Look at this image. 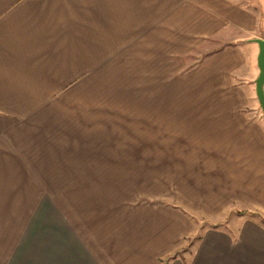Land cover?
I'll use <instances>...</instances> for the list:
<instances>
[{
  "label": "crops",
  "instance_id": "crops-1",
  "mask_svg": "<svg viewBox=\"0 0 264 264\" xmlns=\"http://www.w3.org/2000/svg\"><path fill=\"white\" fill-rule=\"evenodd\" d=\"M262 8L254 0H0V195L13 190L0 196L8 206L0 264H264V227L237 213L264 217L253 42L264 40ZM200 44L211 47L184 74L170 64ZM97 70L123 78L116 86L125 96L103 90L98 105L81 106V84L94 83ZM94 109L110 136H97ZM100 139L114 147L97 152ZM49 148L70 158L55 171L73 180L29 186L17 228L16 174L49 171ZM193 214L213 225L197 227Z\"/></svg>",
  "mask_w": 264,
  "mask_h": 264
},
{
  "label": "rangeland",
  "instance_id": "rangeland-1",
  "mask_svg": "<svg viewBox=\"0 0 264 264\" xmlns=\"http://www.w3.org/2000/svg\"><path fill=\"white\" fill-rule=\"evenodd\" d=\"M256 2V4H263L264 5V0H254ZM252 2V0H251ZM262 15H263V18H264V8H262V11H261ZM130 47V46H129ZM146 47V46H145ZM149 48H151L150 46H148ZM211 46H206V45H197L195 47H193L191 50H189L187 53L181 55L180 57L177 56L176 57V61H170V64L173 65V67L175 66V63L178 64L180 62V66L181 67V73L184 74L186 71H188L194 64L197 63V61H199L202 56L204 55V53L206 51H208V49L210 48ZM129 51H131V53L129 54V58H131L128 62V68H134L135 67V56L137 55V52L138 50L135 48L134 45H132L130 48H129ZM146 51V49H145ZM140 52V51H139ZM164 55H160V65L162 66L164 64ZM150 63V62H148ZM147 63H145L146 65ZM113 70V69H112ZM101 71L98 72L97 70V75L95 77V82L94 83H90L88 86V84L85 82L84 83V86H82L83 84H81V87H80V93H79V98H80V104L81 106H85L87 105L88 103H92V101H95V104L98 105V102L100 99H103L102 98V92L103 90H105V92H110V90H112V93L111 94H114L116 96H123L125 93L124 92H120L121 90L116 86V85H119L122 89H123V86L125 84H123V78H115V77H107L106 75L104 76L105 79H103V76L101 75L100 73ZM115 73V70L112 71V74ZM111 79L113 80L111 82V84H115V86L111 87V85L109 86V81H111ZM162 79V78H160ZM105 80V81H104ZM120 81V82H119ZM131 90H134L135 88V85L134 83L132 82V85H127V90L130 91ZM118 93V94H117ZM125 96V95H124ZM127 96V95H126ZM131 96V95H130ZM128 97V96H127ZM161 98H164L161 97ZM128 100H131L130 97L127 98ZM95 110V113H96V117L97 119V124H96V129H97V136L98 137H103L104 136V132L107 133L106 136H110L111 132L109 130H103L104 129V125L102 124H99V122H103V116H104V112H101V109H94ZM64 111V110H63ZM80 116L81 118H87L89 115L88 113V110L87 109H84V108H80ZM100 111V112H99ZM107 111V110H105ZM112 111H115V110H112ZM57 112H60V110H57ZM62 112V110H61ZM65 113L67 115H70L68 114L67 110H65ZM109 113V112H108ZM106 117H108V115L106 114ZM108 122V121H107ZM113 132V131H112ZM66 143H69V142H66ZM109 144V145H108ZM110 146H113L114 147V142H109L108 140H103V139H100L97 140L95 142V146L93 145L92 147H94L97 152H102L106 149H108ZM49 151V156L47 158V163H48V169L49 171H47L46 173H33V172H27V173H17L16 174V181H15V193L14 195L16 196L15 199L17 202H20L21 205H18L16 204L15 206V212L17 213V218H16V221H15V225L17 228H21V227H24L25 225V221H23V216L25 214V207L22 202L24 200V192L27 190V188L31 185H37L39 186L38 184L40 183H48L49 187L51 184V186H56L54 185V183L56 182H64L65 184H69L72 180H73V176L74 174L71 173V172H56L55 169L58 168L57 165L59 164V160H63V163H71V160L70 158L69 159H66L65 157H56L55 153L56 151H58V149H55V148H49L48 149ZM59 159V160H58ZM90 175H93V179L94 180H104V179H111V174H101V173H97V174H90ZM116 174H112V179L113 176H115ZM85 176V178H84ZM87 174H81L80 173V180H83V179H87L86 178ZM46 185V184H45ZM6 193L4 194H1V201H6L8 198H12L11 196L12 193H13V190L10 188V195L9 197L7 196L9 194V190L7 188H5L4 190ZM33 191V190H32ZM7 194V195H6ZM38 208V206H36ZM5 211H8V206L7 204H1V207H0V212H5ZM35 211H36V208H35ZM33 211V212H35ZM238 214L242 215V214H248L249 216L251 215L252 219L254 221H256L257 223H259L260 225H262L264 227V224L262 223V218H264L263 216L257 214V213H253V212H237ZM19 214V215H18ZM36 215H32V217H34ZM192 220H193V224L196 225L197 227H208L209 225L212 224V222L210 221H207L205 220L204 218H202V216H197V215H192ZM213 225V224H212Z\"/></svg>",
  "mask_w": 264,
  "mask_h": 264
},
{
  "label": "water",
  "instance_id": "water-1",
  "mask_svg": "<svg viewBox=\"0 0 264 264\" xmlns=\"http://www.w3.org/2000/svg\"><path fill=\"white\" fill-rule=\"evenodd\" d=\"M253 42L258 46L257 67L259 70L258 77L255 81V94L264 115V40L254 39Z\"/></svg>",
  "mask_w": 264,
  "mask_h": 264
},
{
  "label": "trees",
  "instance_id": "trees-1",
  "mask_svg": "<svg viewBox=\"0 0 264 264\" xmlns=\"http://www.w3.org/2000/svg\"><path fill=\"white\" fill-rule=\"evenodd\" d=\"M262 223L264 224V218H262Z\"/></svg>",
  "mask_w": 264,
  "mask_h": 264
}]
</instances>
